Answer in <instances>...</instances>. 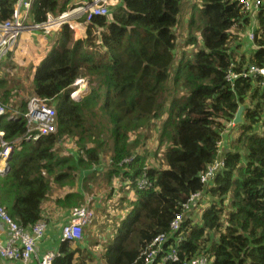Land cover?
<instances>
[{
    "label": "trees",
    "instance_id": "trees-1",
    "mask_svg": "<svg viewBox=\"0 0 264 264\" xmlns=\"http://www.w3.org/2000/svg\"><path fill=\"white\" fill-rule=\"evenodd\" d=\"M76 1L92 0H33L30 23L57 16ZM117 1L106 15L78 16L76 22L85 27L82 38L67 25L56 32L31 80L32 65L20 68L14 56L2 58L0 131L12 151L0 173V205L29 228L43 219L53 189L76 187L81 170L104 164L99 186L109 183L112 194L110 181L118 178L117 193L124 194L117 209L123 217L97 258L80 241L75 246L64 241L52 264H142L145 247L169 232L182 204L197 192L207 207L196 220L184 212L179 229L163 244V250L173 246L179 262L165 264L198 255H208L209 264H264V85L260 78H241L233 86L225 80L231 65L235 71L264 65V0L247 54L236 42L238 33L248 42L250 22L238 1L194 0L187 43L196 42L192 32H199L202 47L192 58L182 57L173 74L172 27L178 20L170 12H181L186 1ZM16 2L0 0V23L11 18ZM15 69L24 74L10 75ZM77 80L87 82V91L71 97ZM32 97L54 104L56 132L26 141L23 114ZM241 105L242 122L224 150V166L204 185L199 176L218 158L219 142L227 139V124ZM14 114L16 119H7ZM68 138L77 149L63 156L56 145ZM142 177L147 183L139 188ZM81 195L66 193L54 203L74 209L82 205ZM90 236L93 230L85 237L89 248ZM93 240L98 246L99 238Z\"/></svg>",
    "mask_w": 264,
    "mask_h": 264
},
{
    "label": "built area",
    "instance_id": "built-area-1",
    "mask_svg": "<svg viewBox=\"0 0 264 264\" xmlns=\"http://www.w3.org/2000/svg\"><path fill=\"white\" fill-rule=\"evenodd\" d=\"M242 10L249 16V29L247 38L251 42L254 38L256 29V14L262 6L263 0H237ZM33 0H17L14 4L12 16L9 20L0 23V62L4 56L13 57L19 54H25L27 45L21 46L20 39L24 32H41L45 36H49L52 32H58L64 25H67L72 31L84 29V25L76 22L77 16H73V12H63L57 16L47 14L46 20L40 24L30 23V8ZM93 5L89 8V15H106L108 8L105 0H92ZM86 12V11H85ZM54 34V33H53ZM261 79L264 85V65H249L239 71H235L231 65L226 73L225 80L230 86H233L238 79ZM80 81V80H77ZM76 81V82H77ZM83 81V80H81ZM75 82V83H76ZM85 87L87 85L86 81ZM83 86V84H82ZM80 89V88H79ZM75 90L74 92H76ZM74 92L70 93L71 97H75ZM85 92V91H83ZM79 93V92H78ZM77 95V94H76ZM5 107L0 103V117L4 116ZM16 114V113H15ZM10 115L8 120H14L16 115ZM26 124V141L36 139L39 136H45L56 132V109L51 101L32 97L26 105V112L23 114ZM227 127H234L233 120L229 121ZM3 132L0 131V173H4L8 168V159L12 151V146L2 140ZM224 151L218 149V158L206 170L200 174V182L204 185L208 184L219 172L224 162L222 159ZM130 161L129 158L123 160ZM146 179L142 177L138 181V187L146 185ZM201 196V192L192 194L188 200L182 204V211L177 213L169 225L168 233L158 234L145 247L140 255L142 264H165L166 262H179L173 246L163 250V244L168 240L169 234L177 231L183 220L184 212H188L193 207L196 200ZM94 219V210L89 205H83L70 211L67 221L61 226L59 242L76 243L82 240L84 228L92 223ZM47 228L44 219L39 220L29 228L20 226L0 205V258L26 263L34 254L36 242L43 238ZM54 253H45L39 259L38 264H52ZM208 255H198L191 259L181 261V264H209Z\"/></svg>",
    "mask_w": 264,
    "mask_h": 264
},
{
    "label": "rangeland",
    "instance_id": "rangeland-1",
    "mask_svg": "<svg viewBox=\"0 0 264 264\" xmlns=\"http://www.w3.org/2000/svg\"><path fill=\"white\" fill-rule=\"evenodd\" d=\"M106 3V7L109 9L112 6H114L115 4H117V0H105ZM185 4L186 6L183 8H181V12H176V11H171L170 13L172 14V16L175 18V20H178L177 23L174 25V27H172V31L175 33L176 35V48H175V59L173 61V65L170 69V72L173 74L174 70L177 68L178 62L182 57H185L186 59L192 58L193 55L195 54V52L202 47V41H201V37L199 35V32H192V35L195 36L196 42L192 43V44H188L187 43V39L190 35V31L188 29L187 26V19L189 16V12L191 10V6L194 2V0H185ZM93 5V3L91 4V2H83V1H76L73 2L67 11H71L73 12V16H80L81 14L87 13L89 8ZM86 11V12H85ZM85 31V27L84 29L81 28V30H79V32H81V34H84ZM73 35L75 38H78L76 36V30L72 31ZM55 32H52V34ZM50 37H44V36H37L36 37V41H32L29 45H28V50L26 51L25 54H19V52L14 55L15 59L14 62L16 64L17 67L20 68H24L27 67L29 65H32V69L29 71V80H31V75H32V71H33V66H37L41 59L44 58L46 56V54L49 52V50L51 49V46L49 45L51 43V40L53 39L54 35H49ZM236 36H238L236 39V42H242L244 43L246 40L244 39V36H241V34H236ZM23 38H25L23 36ZM245 40V41H244ZM42 43H44L45 45H42ZM31 46H33L32 52H30ZM241 50V49H240ZM240 50L238 52H240ZM242 50H244V52L247 54L250 51V46H243ZM10 75H13L14 77H19L20 75L24 74V69L20 70V69H15L13 72L9 73ZM17 74V75H15ZM19 74V75H18ZM83 84V86H82ZM28 87V85L26 84V88ZM74 88L79 92L78 94H81L83 91H87V85L85 87V83L83 81H77L74 84ZM80 88V89H79ZM76 96V93H74ZM228 128H233V127H227ZM108 133L111 131V128H108ZM233 131V133H232ZM230 133L226 131V134H231V138L235 136L236 134V129L232 130ZM133 137V136H132ZM132 137L130 139H132ZM74 141L75 139H64L61 140L58 144L56 145L57 150H59V152H61V155H69L70 152H73L72 150L77 149V146L74 145ZM228 145V143H227ZM147 146L150 150L149 154L152 156L153 155V151H152V147L154 146L153 140L149 139L147 141ZM228 148V147H227ZM102 160H104V158H102ZM106 161V160H104ZM151 163H155L154 158L151 161ZM156 165H158L156 163ZM103 166H105L104 164H100V166L97 167V169H101L104 168ZM96 169V168H95ZM81 172L85 175V173L83 172V170L80 171L79 175L81 174ZM83 175V176H84ZM97 178L94 179V183L93 184H97L98 182H100V176L96 175ZM99 183L97 184V188H95L96 190H94V192L96 193L93 198H95V201H101L104 202L101 204V206H99L98 202L97 205L95 206L96 208H93L94 210V219L92 221V223L90 224L92 226V224L94 222H99V225L103 226L104 225V230L103 232L98 231L93 232V238H99V244L98 246H96L95 244L91 243L93 242V238L90 236V245L91 248H89V246L86 243V233H89L93 230V226L90 229V227L84 229L83 231V237L82 240L80 241V245L81 247L84 248H88L89 252L93 253L95 255V258H97L102 250L103 245L105 244V237L108 238H112V234H110V232L112 230H114L115 228V224L117 223L119 218H122L124 215V211L119 209V213H116V209L117 204H118V200L119 198L124 194L123 192L121 193H117L118 191V183L116 181V184L113 185L114 186V192L112 194L108 193L111 189L109 183L106 182L105 185L103 186H98ZM108 185V186H107ZM84 185L82 184V187ZM77 187V186H76ZM79 187V185H78ZM75 188V187H74ZM80 189V187H79ZM103 189H105V191H103ZM65 190H62L59 192L58 196H60V193H63ZM52 193V192H51ZM109 194V196H108ZM113 195H115L113 197ZM49 196H51V199L53 200V194H50ZM114 202L116 205H114ZM207 201L203 200H199L198 204L195 206V213H191V216L194 220H196L198 217L201 216L202 212L206 209L207 207ZM54 203V202H52ZM61 204V202H59ZM56 205V204H55ZM57 206V205H56ZM117 207V208H116ZM97 211V212H96ZM116 213V214H115ZM89 225V226H90ZM113 225V226H112ZM110 228V229H109ZM107 229V231H105ZM109 231V232H108ZM73 245H77V243H73Z\"/></svg>",
    "mask_w": 264,
    "mask_h": 264
},
{
    "label": "crops",
    "instance_id": "crops-1",
    "mask_svg": "<svg viewBox=\"0 0 264 264\" xmlns=\"http://www.w3.org/2000/svg\"><path fill=\"white\" fill-rule=\"evenodd\" d=\"M54 34H51V35H54ZM39 35L47 37V36L43 35L41 32H36V31L33 32V33L24 32L22 34V36H21V39H20L21 46L26 44L27 45L26 49L28 50V45L32 41H36V37L39 36ZM83 35L84 34H81V32L76 31V36L78 38H82ZM23 36L25 38H23ZM48 37H50V36H48ZM42 45H45V44L42 43ZM243 45L251 47V44H250L249 40H248V42H244ZM32 49H33V46H31L30 52H32ZM234 129H235L234 127L233 128H228L227 132L230 133ZM229 133L226 136L227 139L223 137L222 141L220 142V149L222 151L227 150V147L229 145V139L231 138V134L233 133V131H232L231 134H229ZM227 143H228V145H227ZM106 170L107 169H104V168H101V169H95L94 168L92 170H83L85 175L81 172V174L78 175V177L76 178V182H77L76 186L77 187L74 186L75 188L74 187L69 188V186H67V187H64L61 190L53 189L52 190L53 200L50 197L49 200H47L43 204V211H44L43 212V219L47 223V228H46V231H45V234H44L43 238L40 239L38 242H36L34 254L30 258V260L28 262H26V263H23L20 260L9 261V260H5V259H1L0 258V264H38L39 259L41 258V256L43 254H45V253H54L55 254L57 252V248H58V245L60 243L59 242V238H60L61 226L67 221V218L69 217V213H70V211L72 209L56 206L55 203H52V202H54L56 198L64 197L66 195V193H77V192H80L82 194L81 196L83 198L81 206L89 205V206H91L93 208H96L95 207L97 205L96 202H98L99 206H101V204L104 203V202H101V201H98V200L95 201V198H93V196L96 194L94 192V190H96L95 188H97V184L98 183L100 184L102 182L103 177L105 176ZM96 175H98V176L101 175L100 176L101 180H100V182H98L95 185L93 183L95 182L94 179L97 178ZM113 180L110 181L113 184H116V181L118 182V178L117 179H113ZM82 184H84L85 189L81 188ZM78 185H79L80 189H79ZM62 190H65V191L63 193H60V196H58L59 192L62 191ZM103 191H105V189H103ZM105 194H106V191H105ZM114 196L115 195H113V197ZM200 198L201 197H199L197 200H199ZM201 200H203V199H201ZM114 205H116L115 202H114ZM196 209H195V207H191V209L189 211H190V213H195ZM116 213L120 214L119 209H116ZM92 226H93V232L97 233L99 231V229H102V232L104 230V225L103 226L99 225V222L93 223ZM92 226L90 225L89 227L92 228ZM105 231H107V229ZM111 234L112 233H110V235Z\"/></svg>",
    "mask_w": 264,
    "mask_h": 264
},
{
    "label": "water",
    "instance_id": "water-1",
    "mask_svg": "<svg viewBox=\"0 0 264 264\" xmlns=\"http://www.w3.org/2000/svg\"><path fill=\"white\" fill-rule=\"evenodd\" d=\"M243 110H244V106L241 105L238 107L237 111H236V114L233 118V123L234 125H238L242 122V113H243Z\"/></svg>",
    "mask_w": 264,
    "mask_h": 264
},
{
    "label": "bare ground",
    "instance_id": "bare-ground-1",
    "mask_svg": "<svg viewBox=\"0 0 264 264\" xmlns=\"http://www.w3.org/2000/svg\"><path fill=\"white\" fill-rule=\"evenodd\" d=\"M79 91H80V90H79ZM74 93L78 94V91H76V92H74Z\"/></svg>",
    "mask_w": 264,
    "mask_h": 264
},
{
    "label": "clouds",
    "instance_id": "clouds-1",
    "mask_svg": "<svg viewBox=\"0 0 264 264\" xmlns=\"http://www.w3.org/2000/svg\"><path fill=\"white\" fill-rule=\"evenodd\" d=\"M235 126V125H234Z\"/></svg>",
    "mask_w": 264,
    "mask_h": 264
}]
</instances>
